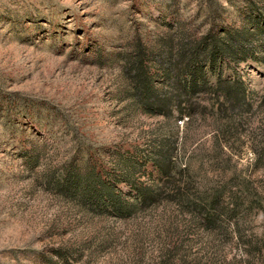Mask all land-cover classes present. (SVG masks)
Wrapping results in <instances>:
<instances>
[{
    "label": "rangeland",
    "instance_id": "obj_1",
    "mask_svg": "<svg viewBox=\"0 0 264 264\" xmlns=\"http://www.w3.org/2000/svg\"><path fill=\"white\" fill-rule=\"evenodd\" d=\"M263 18L264 0H0V264H264ZM209 35L237 44L211 85L243 81L249 108L195 94L179 119L164 56Z\"/></svg>",
    "mask_w": 264,
    "mask_h": 264
},
{
    "label": "trees",
    "instance_id": "obj_2",
    "mask_svg": "<svg viewBox=\"0 0 264 264\" xmlns=\"http://www.w3.org/2000/svg\"><path fill=\"white\" fill-rule=\"evenodd\" d=\"M262 20H264V18ZM262 30L264 31L263 27ZM258 34H262L261 29H258ZM206 42L208 43L207 45H205ZM236 47V42L232 40H216V38L209 35L203 38V42H198L197 44L193 41H187L181 44L177 50V55L175 54L173 57H171V55L164 56L167 62V69H162L161 75L165 77L167 80L166 82L169 80L176 82L185 81L187 86L184 90H180L182 93L175 88V93L178 95L176 96V103H173V106L178 109L179 119H183L185 115L189 114L187 106L191 103V99L195 94L199 95L206 93L209 96L215 97L220 103L219 106L224 111H235L240 107L249 108L247 102L249 94L247 93V87L243 81L239 79L231 80L216 77L214 84L211 85L209 80L210 76L212 78L215 75L218 61L224 58L223 55L233 58L236 51H234V49ZM201 56H204V58H201ZM131 66L135 68L138 78L137 82L142 85V87L139 88L142 94L147 96L146 101H151L152 103L149 105L154 107L153 109L156 111L161 112L162 107L165 108L167 105L165 100L166 97L156 99V92L148 88V72L145 70L144 60L141 58L133 60ZM182 75L188 79L189 83L183 80ZM185 77L184 79H186ZM162 171L164 170L162 169ZM184 172L186 171L180 170L179 173L183 176ZM173 187L177 188L175 184ZM138 193L141 195L143 203H146L148 199H150V195L143 193L141 189H139ZM174 196H177V194H174ZM218 200V197H214L208 207L214 206ZM111 201L112 200H110V203ZM209 212L210 210H208V213Z\"/></svg>",
    "mask_w": 264,
    "mask_h": 264
}]
</instances>
